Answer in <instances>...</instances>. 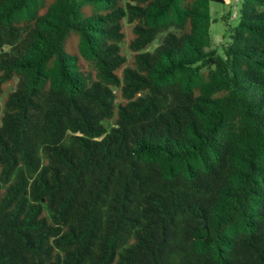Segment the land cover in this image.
Wrapping results in <instances>:
<instances>
[{
  "label": "trees",
  "instance_id": "16d2710c",
  "mask_svg": "<svg viewBox=\"0 0 264 264\" xmlns=\"http://www.w3.org/2000/svg\"><path fill=\"white\" fill-rule=\"evenodd\" d=\"M210 1L0 0V264H264V0Z\"/></svg>",
  "mask_w": 264,
  "mask_h": 264
},
{
  "label": "rangeland",
  "instance_id": "374dc122",
  "mask_svg": "<svg viewBox=\"0 0 264 264\" xmlns=\"http://www.w3.org/2000/svg\"><path fill=\"white\" fill-rule=\"evenodd\" d=\"M242 0H224L223 2L217 0L210 1V15L212 21L210 23V46L217 48L222 52V46L228 39L229 29L228 24L234 25L238 22V7ZM131 36V32L127 26L126 35L124 38L123 48L127 47V41ZM161 36V35H160ZM159 36V38H160ZM158 39H154L150 45L153 47L157 45ZM16 78L4 83L2 85L3 90L0 91V109L3 103V99L7 91L11 90L15 86Z\"/></svg>",
  "mask_w": 264,
  "mask_h": 264
}]
</instances>
